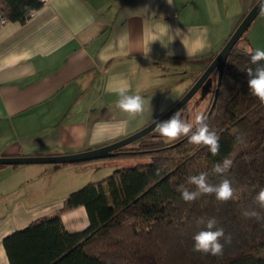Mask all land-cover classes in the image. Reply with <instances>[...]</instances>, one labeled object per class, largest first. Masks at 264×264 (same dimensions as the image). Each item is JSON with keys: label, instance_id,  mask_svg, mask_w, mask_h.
Instances as JSON below:
<instances>
[{"label": "crops", "instance_id": "obj_1", "mask_svg": "<svg viewBox=\"0 0 264 264\" xmlns=\"http://www.w3.org/2000/svg\"><path fill=\"white\" fill-rule=\"evenodd\" d=\"M257 1L51 0L25 23L0 26V157L78 154L142 130L173 106L163 95L166 85L177 89L172 65L203 74ZM245 41L244 51L264 50V16ZM121 88L143 96V114L116 107ZM66 169H0V264H10L6 237L64 208L76 190L61 192ZM62 221L71 234L90 227L85 207Z\"/></svg>", "mask_w": 264, "mask_h": 264}, {"label": "trees", "instance_id": "obj_2", "mask_svg": "<svg viewBox=\"0 0 264 264\" xmlns=\"http://www.w3.org/2000/svg\"><path fill=\"white\" fill-rule=\"evenodd\" d=\"M26 5L42 7L37 0H3L1 9L10 21L25 23ZM246 33L227 60L217 104L206 122L220 138L217 155L203 145L189 144L187 137L165 143L153 132L138 142L140 146L120 150L117 156L142 154L148 162L86 185L66 199L61 211L6 237L3 246L10 264H264V219L242 215L253 208L264 216V209L253 202L264 188V106L247 86V69L255 65L250 60L254 50L239 48ZM216 86L217 74L208 94L212 102ZM237 136L245 142L237 143ZM225 158L232 161L228 172L214 174L215 164ZM200 173H207L213 185L229 179L234 198L220 203L214 194H205L184 202L178 189L183 185L194 191L188 177ZM78 207H85L90 227L71 234L62 215ZM201 217L216 218L217 227L231 237L230 243L221 240L223 256L193 251V236L205 228L196 224Z\"/></svg>", "mask_w": 264, "mask_h": 264}, {"label": "clouds", "instance_id": "obj_3", "mask_svg": "<svg viewBox=\"0 0 264 264\" xmlns=\"http://www.w3.org/2000/svg\"><path fill=\"white\" fill-rule=\"evenodd\" d=\"M259 15L264 16V0H260ZM30 6L24 7L26 16L33 13ZM251 64L255 68L249 67L247 69V86L252 96L256 97L260 104L264 106V50L256 49L250 57ZM119 99L116 101V107L122 112L129 114L132 117L143 114L145 111L144 98L139 93L128 95L127 89L121 88L118 90ZM171 99V96L169 97ZM207 117L203 114H197L195 117V124L191 121H185L182 118L181 111H176L168 119L155 122L154 132L165 142L171 143L181 137H187L188 143L195 146H205L208 151L213 155H217L220 151L219 136L216 131L210 130L209 125L206 123ZM236 142L243 144L245 142L243 136H237ZM232 165V161L225 158L222 162L215 164L213 173L223 176L228 172ZM159 171V170H158ZM187 183L194 185L195 190L190 191L183 185L178 189L181 192V198L186 203L196 201L202 195H215V199L220 203H227L235 196L236 190L232 186V182L224 178L217 185L208 182V174L200 173L188 177ZM253 202L258 205L260 209H264V188L253 198ZM245 218L256 219L260 221L264 219L260 211L249 208L245 209L242 213ZM197 226L204 225V230L198 231L193 236V251L202 254H211L212 256H223L224 244L221 243L223 239L225 243L231 242L230 236H225L224 229L217 227L218 221L216 218L205 219L203 217L196 221Z\"/></svg>", "mask_w": 264, "mask_h": 264}, {"label": "water", "instance_id": "obj_4", "mask_svg": "<svg viewBox=\"0 0 264 264\" xmlns=\"http://www.w3.org/2000/svg\"><path fill=\"white\" fill-rule=\"evenodd\" d=\"M260 0L256 2L253 8L246 14L244 19L241 21L237 29L231 35L225 46L217 54L212 63L206 68L203 74L188 90V92L167 112L157 118L159 121L168 119L176 111H182L187 104L201 91H203V97L207 96L213 86L214 75L217 74V86L214 93V99L212 105L207 113V120L211 117L219 97V90L222 84V78L225 70L227 60L239 42L243 35L249 30L251 25L259 16V4ZM213 78V79H212ZM205 95V96H204ZM183 118V115H182ZM155 120L142 130L135 134L119 140L113 144L82 152L78 154L63 155V156H42V157H0V166H28V165H73V164H84L94 161H101L107 159H114L118 156V151L140 141L154 132ZM178 143L177 145H179Z\"/></svg>", "mask_w": 264, "mask_h": 264}, {"label": "rangeland", "instance_id": "obj_5", "mask_svg": "<svg viewBox=\"0 0 264 264\" xmlns=\"http://www.w3.org/2000/svg\"><path fill=\"white\" fill-rule=\"evenodd\" d=\"M193 2L195 0H192ZM203 4L205 3V0H201ZM193 19V17H191ZM246 41L242 40L239 43V48H245ZM243 50V49H242ZM177 67V76L176 77H182L180 81V77L177 78L179 80L178 85L176 86V90L172 91L171 88H173V84L166 85L164 87L163 95L165 98V101H171L170 105H174L177 101V95H183L185 91L190 88L195 81H197L198 77L197 75L202 74V66L197 68V71H199V74H192L196 71H193L196 69V65H172L171 68ZM184 72H187L185 74ZM192 72V73H191ZM181 73V74H180ZM187 76V77H185ZM186 78V79H185ZM213 79V78H212ZM194 81V82H193ZM203 91L201 90L188 104L187 106L181 111V114L183 115V119L185 121H191L193 124H195V117L197 114L203 113L206 116V113L208 112L211 102H212V94L207 95L203 97ZM171 96V99L169 98ZM171 107V106H169ZM168 108V107H167ZM167 108H164L163 111H166ZM168 111V110H167ZM163 115V114H162ZM161 115V116H162ZM142 140V139H141ZM139 142V141H138ZM136 142L132 145H129L125 147L122 150L132 149L134 146H140V144ZM144 142H147L144 140ZM134 157L127 158V159H118L117 157L115 159H107V160H101V161H94L84 164H73V165H67L66 171L59 174L57 178L60 180L61 183V192L68 190L72 186L78 191L79 187H82L81 185L90 184V183H96L100 182L104 179H107L108 177L112 176L114 172L116 171H122L123 169L130 168L133 166H136L138 164H142L145 162H148L147 159L143 158L142 154L133 155ZM87 167V170L83 172L80 168L81 166ZM55 166V165H52ZM99 166L100 169L99 173H94L96 170L95 168ZM93 170V171H92ZM82 176V178H81ZM74 181V183H73ZM67 182L68 185H67Z\"/></svg>", "mask_w": 264, "mask_h": 264}, {"label": "built area", "instance_id": "obj_6", "mask_svg": "<svg viewBox=\"0 0 264 264\" xmlns=\"http://www.w3.org/2000/svg\"><path fill=\"white\" fill-rule=\"evenodd\" d=\"M3 0H0V26L4 27L10 23L9 18L4 14V12L1 9V4ZM51 0H37L38 3H40L43 6L47 5ZM35 10L30 16H26V21L31 19L34 15Z\"/></svg>", "mask_w": 264, "mask_h": 264}, {"label": "flooded vegetation", "instance_id": "obj_7", "mask_svg": "<svg viewBox=\"0 0 264 264\" xmlns=\"http://www.w3.org/2000/svg\"><path fill=\"white\" fill-rule=\"evenodd\" d=\"M124 149V148H123ZM122 150V149H121Z\"/></svg>", "mask_w": 264, "mask_h": 264}]
</instances>
